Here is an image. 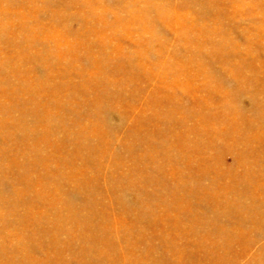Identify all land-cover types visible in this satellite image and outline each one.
<instances>
[{
    "label": "rangeland",
    "instance_id": "1",
    "mask_svg": "<svg viewBox=\"0 0 264 264\" xmlns=\"http://www.w3.org/2000/svg\"><path fill=\"white\" fill-rule=\"evenodd\" d=\"M0 264H264V0H0Z\"/></svg>",
    "mask_w": 264,
    "mask_h": 264
}]
</instances>
